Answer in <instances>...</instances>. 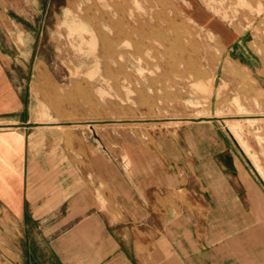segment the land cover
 <instances>
[{
    "label": "rangeland",
    "instance_id": "374dc122",
    "mask_svg": "<svg viewBox=\"0 0 264 264\" xmlns=\"http://www.w3.org/2000/svg\"><path fill=\"white\" fill-rule=\"evenodd\" d=\"M243 2L0 0V51L36 119L88 138L107 162L127 169L135 147L176 137L184 213L203 217L195 230L249 231L262 254L264 3ZM128 24L119 43L115 31ZM198 76L213 79L211 92ZM205 154L217 164L204 170ZM209 180L228 196L207 215L196 203L212 194Z\"/></svg>",
    "mask_w": 264,
    "mask_h": 264
},
{
    "label": "crops",
    "instance_id": "0c3cea01",
    "mask_svg": "<svg viewBox=\"0 0 264 264\" xmlns=\"http://www.w3.org/2000/svg\"><path fill=\"white\" fill-rule=\"evenodd\" d=\"M5 59L0 51V264H264L249 231L195 230L202 215L184 213L176 137L135 147L127 169L107 162L88 138L36 119ZM206 154L204 170L217 164ZM209 181L213 195L196 203L207 215L228 196Z\"/></svg>",
    "mask_w": 264,
    "mask_h": 264
},
{
    "label": "bare ground",
    "instance_id": "6f19581e",
    "mask_svg": "<svg viewBox=\"0 0 264 264\" xmlns=\"http://www.w3.org/2000/svg\"><path fill=\"white\" fill-rule=\"evenodd\" d=\"M241 1V0H240ZM244 2H245V0H243ZM243 2V3H244ZM138 4V3H137ZM139 5V4H138ZM198 6V5H197ZM259 6H261V5H259ZM262 7V6H261ZM140 8V7H139ZM138 8V9H139ZM183 9V8H182ZM259 9H260V11H261V8L259 7ZM258 9V10H259ZM205 10V9H204ZM199 12V11H198ZM197 21H198V19H197ZM132 30V28L130 27V25L128 24V25H125V26H119L117 29H116V37H117V39H118V42L120 43L121 41H122V38H125V37H129V35H130V31ZM83 33V32H82ZM93 42V41H92ZM128 43V42H127ZM129 44V43H128ZM121 53V62H120V69H119V71H121L122 73H123V69H124V67H125V61H124V52L123 51H121L120 52ZM139 59V58H138ZM140 60V59H139ZM142 70V69H141ZM125 76H123V78H124ZM200 78V79H199ZM198 82H197V86L199 87V88H201L202 90H207V91H209V92H211L212 91V84H213V79L211 80V82H206L201 76H198ZM212 94V93H211ZM44 113H46L45 111H44ZM218 116V115H217ZM45 122H49V121H45ZM253 122L254 121H252V123H251V121H250V123L251 124H253ZM256 122V121H255ZM237 127V126H236ZM235 134H237V133H235ZM238 137H239V135H238ZM241 139V138H240ZM243 143V142H242ZM246 148V147H245ZM258 166V168H260V166L259 165H257ZM261 169V168H260Z\"/></svg>",
    "mask_w": 264,
    "mask_h": 264
},
{
    "label": "water",
    "instance_id": "95a60500",
    "mask_svg": "<svg viewBox=\"0 0 264 264\" xmlns=\"http://www.w3.org/2000/svg\"><path fill=\"white\" fill-rule=\"evenodd\" d=\"M220 119V118H219Z\"/></svg>",
    "mask_w": 264,
    "mask_h": 264
}]
</instances>
